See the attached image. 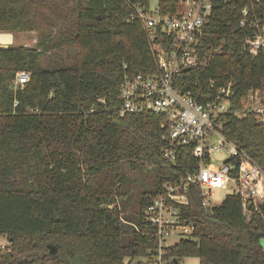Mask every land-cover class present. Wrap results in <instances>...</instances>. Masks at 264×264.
Wrapping results in <instances>:
<instances>
[{
    "label": "trees",
    "instance_id": "trees-1",
    "mask_svg": "<svg viewBox=\"0 0 264 264\" xmlns=\"http://www.w3.org/2000/svg\"><path fill=\"white\" fill-rule=\"evenodd\" d=\"M127 3L146 8L149 0H0V32L39 35L35 48H0V264H155L143 211L196 160L188 146L177 148L174 163L165 160L160 115L120 114L124 72H155L144 31L124 20ZM157 8L173 15L182 0H157ZM244 8L264 16V0H213L203 41L218 53L175 77L200 102L228 81L235 106L247 90L264 88V49L251 56L249 31L238 25ZM64 48L68 57L42 67L47 52ZM23 72L28 81L14 89ZM221 118L227 140L264 173V124ZM180 211L194 230L163 249L164 264H264V202L249 219L235 194Z\"/></svg>",
    "mask_w": 264,
    "mask_h": 264
},
{
    "label": "built area",
    "instance_id": "built-area-1",
    "mask_svg": "<svg viewBox=\"0 0 264 264\" xmlns=\"http://www.w3.org/2000/svg\"><path fill=\"white\" fill-rule=\"evenodd\" d=\"M212 2L182 0L181 10L173 15L160 14L157 6L151 12L149 4L145 8L127 3L132 13L124 20L126 23L137 21L144 31L155 72H124L119 89L120 114L160 115L165 160L174 163L180 146L190 147V154L196 160L191 172L164 186L143 211L145 221L154 230L155 264H164L162 253L169 246L166 240L170 236L189 238L192 235L194 225L186 223L180 208L193 200L198 199L202 207L209 208L218 205L217 191H228L239 197L246 219L264 202V173L237 144L227 140L222 133L221 118L225 114L251 115L264 124V88L247 90L235 106L231 81L221 85L205 102L198 101L175 83L179 72L206 66L213 54L218 53V47L203 41ZM240 13L238 25L249 31L244 48L256 56L264 49V16L261 18L246 8ZM27 81L28 74L20 73L13 88ZM216 161L218 164H214Z\"/></svg>",
    "mask_w": 264,
    "mask_h": 264
},
{
    "label": "rangeland",
    "instance_id": "rangeland-1",
    "mask_svg": "<svg viewBox=\"0 0 264 264\" xmlns=\"http://www.w3.org/2000/svg\"><path fill=\"white\" fill-rule=\"evenodd\" d=\"M157 6V0H149V10L154 12ZM1 33V32H0ZM13 42L11 46H23L29 48H35L37 46V41L39 39V35L37 32H13ZM69 53L64 48L60 51H49L47 52L41 61L42 67H51L54 63L59 60L65 59L68 57ZM214 164H218V161L214 162ZM136 186V184L134 185ZM228 191H217L216 192V203L220 204L222 199ZM179 240V237L176 235L170 236L166 241L170 245L176 243ZM7 241L4 238H0V247L6 246ZM260 244L264 249V238L260 240ZM178 264H198V260L196 258H183L179 261Z\"/></svg>",
    "mask_w": 264,
    "mask_h": 264
},
{
    "label": "water",
    "instance_id": "water-1",
    "mask_svg": "<svg viewBox=\"0 0 264 264\" xmlns=\"http://www.w3.org/2000/svg\"><path fill=\"white\" fill-rule=\"evenodd\" d=\"M13 42V34L1 32L0 33V48H7L9 45H12ZM188 71L185 69L183 72ZM172 264H177V261L174 259L172 260Z\"/></svg>",
    "mask_w": 264,
    "mask_h": 264
}]
</instances>
